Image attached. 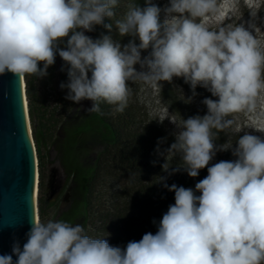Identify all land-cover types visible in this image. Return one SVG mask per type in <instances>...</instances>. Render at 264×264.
Listing matches in <instances>:
<instances>
[{"label": "clouds", "instance_id": "clouds-1", "mask_svg": "<svg viewBox=\"0 0 264 264\" xmlns=\"http://www.w3.org/2000/svg\"><path fill=\"white\" fill-rule=\"evenodd\" d=\"M145 2L143 8L129 2L117 19L119 0H0V76L45 78L58 54L70 65L68 82L60 84L68 90L65 99L89 100L86 111L99 115L105 114L102 103L114 106L112 115L124 112L133 95L129 81L161 89L160 82L183 77L193 97L200 85L219 99L202 101L208 110L202 117L159 119L168 118L177 129L163 152L164 140L158 142L162 170L197 177L217 151L232 149L238 159L207 167L206 178L195 184L199 196L157 177L175 193V203L155 234L145 233L123 249L90 236L81 224L34 216L23 249L19 242L12 245L15 264H264V138L245 133L234 149L231 139L214 144L219 132L243 129L234 114L257 113L264 120V33L254 23L225 24L234 13L214 26L202 22L220 15L219 0H170L163 9ZM259 9L249 6L253 18ZM105 18L114 19L120 37L134 39L121 45L111 35H85L97 25L111 31ZM249 127L264 133V124ZM176 156L180 163L172 167ZM0 264H14L13 256L0 255Z\"/></svg>", "mask_w": 264, "mask_h": 264}, {"label": "trees", "instance_id": "trees-1", "mask_svg": "<svg viewBox=\"0 0 264 264\" xmlns=\"http://www.w3.org/2000/svg\"><path fill=\"white\" fill-rule=\"evenodd\" d=\"M129 2L141 8L147 6L145 0H119L115 18L123 16ZM152 3L160 7L159 3ZM104 23L113 27L109 31L103 25L95 26L96 39L111 35L121 45L134 39L128 35L120 37L114 19L105 18ZM135 42L140 41L135 38ZM68 67L57 54L47 77L38 79L29 75L23 79L37 158V215L42 221L79 223L90 236L105 237L110 245L123 249L128 242L139 241L145 233L155 234L162 216L175 203V193L157 182V177L165 176L162 174L165 159L157 152L158 142L164 140L159 144L163 152L174 139L158 127L145 125L131 104L115 115L111 114L114 106L107 103L101 104L104 115L93 113L89 118L79 115L76 103L65 99L68 90L60 88L62 82H68ZM173 80L193 96L190 84L183 77ZM195 91L194 98H208L204 87L197 85ZM162 93L171 107H176L173 94L167 89ZM90 147L97 151L91 164L85 166L82 157L91 152ZM51 151L66 184L67 200L64 201V195L60 200L64 205L60 207L57 198L48 199L46 189ZM166 183L169 187L176 184L191 188L197 196L201 194L190 180L167 176Z\"/></svg>", "mask_w": 264, "mask_h": 264}, {"label": "rangeland", "instance_id": "rangeland-1", "mask_svg": "<svg viewBox=\"0 0 264 264\" xmlns=\"http://www.w3.org/2000/svg\"><path fill=\"white\" fill-rule=\"evenodd\" d=\"M152 1L159 3L162 9L165 6L170 5V0H152ZM219 5H220V15L216 17L205 18V20L202 22L207 23L210 26H214L215 24L220 22L222 16H227L229 14L234 13L233 19L226 20L224 22L225 24L232 23L234 21L235 23L238 24L244 23L245 27H248L249 23H254L260 29L261 33H264V0H239L238 7L236 5V0H219ZM249 6L260 8L255 18L251 16L249 11ZM240 12H242V17L240 19H237ZM161 17L162 19H164L163 12L161 13ZM249 30L251 31V29ZM253 34L255 35L254 32ZM85 35H88L94 40L96 39L94 31L92 32L86 31ZM63 47H65V45H62V48ZM150 52H151V48L147 50H142L141 52L142 58L147 56ZM135 67L138 71L140 70L139 64L135 65ZM90 76L91 73H89V77ZM128 83L129 86L132 87L133 89V95L130 97L128 104H131L135 108L142 122L147 126L158 127L162 129L164 132H166L169 136H171L174 139V142H175L174 133L177 131L176 126L172 124L168 118H165L163 122H160L159 120L160 118H163L164 116L168 115V116H175L177 119L181 117L182 119L186 120L190 117V115H194V116L199 115L202 117L205 114H207L208 110L206 105L202 103L203 99L194 98L189 92H187V90L179 86L174 80L169 82L170 83L169 85L167 81L160 82L162 85L161 89L148 87L145 85H141L139 83L134 84L131 81H129ZM53 88L54 90H56L57 84L53 85ZM164 89H167V91H170L173 94L177 102V105H175L176 107H171V103L169 99H166V97L162 93ZM206 92L208 95L207 97L209 99L218 101L219 97L213 96L208 89H206ZM189 98H191V100ZM91 104H92L91 101L83 100L80 102V104L75 105L76 107L75 110L79 115H83L89 118L93 115V113H88L86 109L91 107ZM234 118L236 119V123L238 125L243 126V129L238 133H232V130H228L227 133L219 132L218 134L220 137L214 141V144L217 147H219L220 145L226 143L229 139H231L234 149L235 147L238 146L237 145L238 139L242 137L245 133L264 138V133L259 132L252 127H249L250 125L264 124V120L257 119V113H251V114L237 113L234 114ZM90 148H91L90 149L91 152L88 155L82 157V163L85 166H89L91 164V161L94 157V153L97 151V149L94 147H90ZM237 159L238 157L233 155L232 149H229L228 151H217L215 157L213 158L212 161H210L209 165L206 166L204 169L199 170V174L197 177H190L188 176L187 172L183 170L171 176H168V174L165 173L164 171H162V174L177 179L190 180L196 184L200 180L206 178V176L208 175L207 167H211L212 165L220 161H235ZM49 160H50V165L48 167V174L50 173L51 170H54L55 172L51 173L53 174V178H52L53 183L59 184V186H61L60 191L54 197L58 199V205L60 207L64 205V203L60 202V200L63 199V196L66 193L65 178L61 173L57 161H55V153L53 151L49 153ZM179 163H180V157L179 156L174 157L172 161V167H176L177 164ZM54 211H57V207L55 208Z\"/></svg>", "mask_w": 264, "mask_h": 264}, {"label": "water", "instance_id": "water-1", "mask_svg": "<svg viewBox=\"0 0 264 264\" xmlns=\"http://www.w3.org/2000/svg\"><path fill=\"white\" fill-rule=\"evenodd\" d=\"M48 174L46 189L52 200L60 191ZM38 169L27 112L24 80L6 73L0 76V255H12V245L21 250L37 215ZM67 200V195L64 201Z\"/></svg>", "mask_w": 264, "mask_h": 264}, {"label": "built area", "instance_id": "built-area-1", "mask_svg": "<svg viewBox=\"0 0 264 264\" xmlns=\"http://www.w3.org/2000/svg\"><path fill=\"white\" fill-rule=\"evenodd\" d=\"M40 65H43V63H41Z\"/></svg>", "mask_w": 264, "mask_h": 264}]
</instances>
